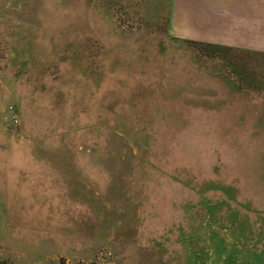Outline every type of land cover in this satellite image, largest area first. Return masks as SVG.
<instances>
[{
  "label": "rangeland",
  "instance_id": "374dc122",
  "mask_svg": "<svg viewBox=\"0 0 264 264\" xmlns=\"http://www.w3.org/2000/svg\"><path fill=\"white\" fill-rule=\"evenodd\" d=\"M169 8L0 0V264H214L222 225L262 220L236 117L264 111L237 105L258 59L195 50Z\"/></svg>",
  "mask_w": 264,
  "mask_h": 264
},
{
  "label": "crops",
  "instance_id": "0c3cea01",
  "mask_svg": "<svg viewBox=\"0 0 264 264\" xmlns=\"http://www.w3.org/2000/svg\"><path fill=\"white\" fill-rule=\"evenodd\" d=\"M169 9L172 33L182 34L180 39L195 50L213 48L228 53L239 52L252 59L256 57L258 62L251 64L252 72L264 73V66L259 62L260 56H264V0H170ZM241 66L242 73H245V63ZM246 88L249 87L245 84L240 86L242 91L237 97V105L243 108L246 104L264 106V85L257 83L248 92ZM236 117L237 121H246V125L238 124V135L244 130L243 146L251 144L254 152L264 154V111L256 110L250 114L243 111ZM50 190L44 188V194ZM239 211L238 216H255L254 210ZM253 222L250 225L221 226L220 247H210L214 264H264V224L261 223L264 216L261 221ZM247 232L255 236L249 237L245 245L242 233ZM218 248L221 250L216 251Z\"/></svg>",
  "mask_w": 264,
  "mask_h": 264
},
{
  "label": "built area",
  "instance_id": "2783aa9c",
  "mask_svg": "<svg viewBox=\"0 0 264 264\" xmlns=\"http://www.w3.org/2000/svg\"><path fill=\"white\" fill-rule=\"evenodd\" d=\"M10 110H11V112H10L11 113V117H10L11 122L13 125H16L18 123L17 114L14 112V110L12 108H10Z\"/></svg>",
  "mask_w": 264,
  "mask_h": 264
},
{
  "label": "trees",
  "instance_id": "16d2710c",
  "mask_svg": "<svg viewBox=\"0 0 264 264\" xmlns=\"http://www.w3.org/2000/svg\"><path fill=\"white\" fill-rule=\"evenodd\" d=\"M188 43V42H187Z\"/></svg>",
  "mask_w": 264,
  "mask_h": 264
}]
</instances>
